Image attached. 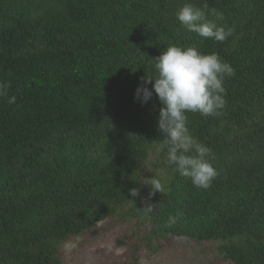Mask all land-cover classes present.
Returning <instances> with one entry per match:
<instances>
[{
	"label": "trees",
	"instance_id": "16d2710c",
	"mask_svg": "<svg viewBox=\"0 0 264 264\" xmlns=\"http://www.w3.org/2000/svg\"><path fill=\"white\" fill-rule=\"evenodd\" d=\"M184 2L0 0V264H61L57 245L131 199L150 244L218 243L221 264H264V0H188L232 29L223 42L182 26ZM169 45L214 52L234 75L220 115L186 113L211 150V186L169 163L163 191L149 199L142 178L163 175L166 158L162 105L154 92L143 105L134 96ZM145 201L155 205L149 215L138 210Z\"/></svg>",
	"mask_w": 264,
	"mask_h": 264
},
{
	"label": "clouds",
	"instance_id": "9594fccd",
	"mask_svg": "<svg viewBox=\"0 0 264 264\" xmlns=\"http://www.w3.org/2000/svg\"><path fill=\"white\" fill-rule=\"evenodd\" d=\"M207 4L203 8L194 3L185 2L176 12V18L189 32L201 38H211L218 42L225 41L232 35V29L225 30L214 21L206 19ZM218 18L221 14L210 10ZM151 59V58H150ZM155 73L141 78V86L136 89L134 99L142 105L148 103L153 92L162 107L159 109L158 129L164 137L160 149L166 151V158L174 170L187 177L196 187L207 189L217 176L210 162L211 150L193 137L187 126L186 113H199L202 116H218L225 106V79L234 75V69L216 53L204 54L195 45H169L162 53L152 59ZM152 85L150 90L144 86ZM4 85H0V96L5 95ZM15 97L9 99L14 103ZM144 185L151 191L149 199L163 191L159 178H142ZM130 196L139 195L138 189L130 190ZM141 209L144 215L151 214L155 205L145 201ZM175 216H169V223H176ZM99 223V221H98ZM68 250L76 247L69 243ZM121 249L116 248L119 252Z\"/></svg>",
	"mask_w": 264,
	"mask_h": 264
},
{
	"label": "rangeland",
	"instance_id": "374dc122",
	"mask_svg": "<svg viewBox=\"0 0 264 264\" xmlns=\"http://www.w3.org/2000/svg\"><path fill=\"white\" fill-rule=\"evenodd\" d=\"M151 162H157V155L151 154ZM161 173H153L167 182L166 158ZM163 177V178H161ZM134 201L128 202L127 211L86 230L69 242L57 245L58 259L61 264H221L217 248L218 243L197 244L187 239H169L162 241V246L150 244L144 227L145 218L131 214ZM76 245L71 251L68 244ZM116 248H120L119 252Z\"/></svg>",
	"mask_w": 264,
	"mask_h": 264
}]
</instances>
